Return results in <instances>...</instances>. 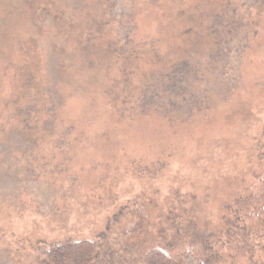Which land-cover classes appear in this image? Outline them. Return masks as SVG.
Segmentation results:
<instances>
[{
	"label": "rangeland",
	"instance_id": "obj_1",
	"mask_svg": "<svg viewBox=\"0 0 264 264\" xmlns=\"http://www.w3.org/2000/svg\"><path fill=\"white\" fill-rule=\"evenodd\" d=\"M263 170L264 0H0V264L106 244L136 200L156 246L264 264Z\"/></svg>",
	"mask_w": 264,
	"mask_h": 264
},
{
	"label": "trees",
	"instance_id": "obj_2",
	"mask_svg": "<svg viewBox=\"0 0 264 264\" xmlns=\"http://www.w3.org/2000/svg\"><path fill=\"white\" fill-rule=\"evenodd\" d=\"M35 65L39 66L40 61L28 67L30 72L34 73ZM241 204L239 222L264 241V170ZM128 216L125 227L106 244L70 238L42 249L35 264H105L106 258H116L118 264H209L196 246L181 243L169 251L156 246L149 234L147 214L138 200L128 206Z\"/></svg>",
	"mask_w": 264,
	"mask_h": 264
}]
</instances>
